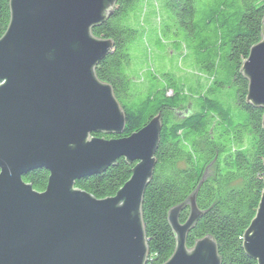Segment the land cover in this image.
Segmentation results:
<instances>
[{"label":"water","instance_id":"1","mask_svg":"<svg viewBox=\"0 0 264 264\" xmlns=\"http://www.w3.org/2000/svg\"><path fill=\"white\" fill-rule=\"evenodd\" d=\"M117 0H9L10 18L0 37V264H145L149 254L142 219L146 185L156 163L158 115L126 137L124 112L109 83L95 73L112 49L96 37ZM247 100L264 108V17L260 41L241 66ZM264 127V112L262 116ZM120 157L135 162L113 196L98 199L74 181L100 173ZM264 164V158H263ZM48 172L35 190L22 179ZM168 210L175 237L162 264H221L214 238L191 247L186 237L202 213L195 196ZM245 253L264 264V187L244 230Z\"/></svg>","mask_w":264,"mask_h":264},{"label":"trees","instance_id":"2","mask_svg":"<svg viewBox=\"0 0 264 264\" xmlns=\"http://www.w3.org/2000/svg\"><path fill=\"white\" fill-rule=\"evenodd\" d=\"M263 17L264 0H117L92 28L96 37L113 42L95 73L112 87L125 120L120 134L90 136L126 137L156 115L161 120L141 207L149 250L145 264L170 257L175 237L168 210L191 195L202 213L186 245L209 234L221 264H257L245 253L242 236L264 187V108L247 100L241 66L261 39ZM9 18V0H0V37ZM188 66L202 83L183 70L177 73ZM134 165L120 157L104 171L75 180L74 187L98 199L113 196ZM48 175L41 167L22 179L43 191ZM189 209L188 204L181 209V222Z\"/></svg>","mask_w":264,"mask_h":264},{"label":"rangeland","instance_id":"3","mask_svg":"<svg viewBox=\"0 0 264 264\" xmlns=\"http://www.w3.org/2000/svg\"><path fill=\"white\" fill-rule=\"evenodd\" d=\"M158 21V19L156 18L155 20H154V22H157ZM164 64H167V61H164L163 62ZM183 67V66H182ZM180 70H183L184 72V74H188V75H193V80L195 81V82H203V78H201L200 77V75L196 72V71H194L193 69H191L189 66H188V68H178V69H176V71H177V73H181L180 72Z\"/></svg>","mask_w":264,"mask_h":264}]
</instances>
